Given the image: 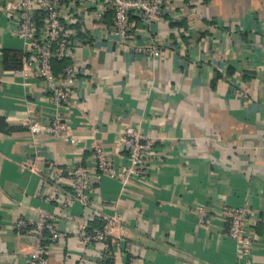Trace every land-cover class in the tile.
Listing matches in <instances>:
<instances>
[{
	"label": "crops",
	"instance_id": "crops-1",
	"mask_svg": "<svg viewBox=\"0 0 264 264\" xmlns=\"http://www.w3.org/2000/svg\"><path fill=\"white\" fill-rule=\"evenodd\" d=\"M7 3L0 10V264H31L34 237L16 223L32 226L43 216L59 233L46 248L50 264H264V0H170L151 26L131 20L135 35L124 46L110 31L112 11L100 20L95 8L75 13L78 0L71 2L69 25L82 44L63 105L37 73L22 69L24 43ZM154 43L159 58L136 51ZM56 118L65 126L60 135L29 130L30 119L48 126ZM129 126L154 140L145 178L123 185L97 176L95 145L115 168L129 163L122 142ZM76 165L93 176L89 205L66 202ZM226 206L252 215L260 238L245 258L226 234ZM111 217L124 235L115 226L107 242H84L82 231Z\"/></svg>",
	"mask_w": 264,
	"mask_h": 264
},
{
	"label": "built area",
	"instance_id": "built-area-1",
	"mask_svg": "<svg viewBox=\"0 0 264 264\" xmlns=\"http://www.w3.org/2000/svg\"><path fill=\"white\" fill-rule=\"evenodd\" d=\"M76 0H2L0 10H4L7 2L15 5L17 16L14 34L24 43V56L22 69L33 70L43 80L49 97L59 105H63L71 98L76 81L77 66L70 62L60 74L53 69V59L75 57V49L82 44L79 31L70 27L71 19L68 16L69 4ZM73 4H70V7ZM170 0H78L74 12L78 13L86 8L93 7L95 16L102 20L106 11L113 12V22L110 26L112 35L116 37L120 45L129 44L134 37V23L131 16L135 15L148 26L155 23L170 7ZM0 11V12H1ZM67 14V15H66ZM179 30H176L178 33ZM149 59L159 58L162 55L161 48L156 44L138 47L136 50ZM28 127L31 133H40L43 129L55 135H60L65 126L60 118H56L52 124L43 126L35 119H30ZM71 143L77 140L75 137L67 138ZM124 149L128 152L129 163L117 169L112 166L108 152L101 145L93 147L98 175H108L119 180L123 185L128 184L133 178H145L150 169L151 153L155 150L154 140L145 136L139 129L129 126L122 136ZM72 192L66 198L67 203L79 201L89 205V191L93 183L92 174L82 165L73 166L69 170ZM204 218L207 210L204 206L197 207ZM223 215L228 223L227 236L236 244V250L242 257L251 254L253 247L258 243L259 236L251 230L252 215L245 206L224 207ZM116 217L104 220L101 228L94 229L91 233L87 229L82 231V239L85 243L107 242L113 228L118 226L124 235V229L119 226ZM17 230L26 229L32 234L35 246L30 253L31 264H50L46 253V240L55 242L59 233L48 216H43L36 224L29 226L23 219L16 223Z\"/></svg>",
	"mask_w": 264,
	"mask_h": 264
},
{
	"label": "trees",
	"instance_id": "trees-1",
	"mask_svg": "<svg viewBox=\"0 0 264 264\" xmlns=\"http://www.w3.org/2000/svg\"><path fill=\"white\" fill-rule=\"evenodd\" d=\"M131 20H133V21H140V18L139 17H137V16H135V15H132L131 16ZM79 35L81 36V33H79ZM10 52H8L7 53V55L9 54ZM24 56V55H23ZM70 58H65V59H60V58H55V59H53V61H52V63H53V69H55V72H56V74H60L62 71H63V69H64V67L66 66V65H68L69 63H70ZM7 61V58H5V62ZM21 64V62H19V64H17V66H19ZM22 64H23V62H22ZM23 66V65H22ZM102 226L100 225V224H98L97 225V228H101ZM94 228H96L94 225L93 226H91V227H88V232H92L93 231V229ZM22 232H25L26 231V229H23V230H21ZM50 241L49 240H46L45 241V244H47L48 245V243H49ZM107 255V260H109V261H111L112 259H109L110 258V254H106Z\"/></svg>",
	"mask_w": 264,
	"mask_h": 264
}]
</instances>
